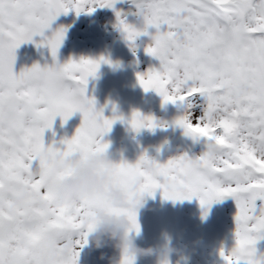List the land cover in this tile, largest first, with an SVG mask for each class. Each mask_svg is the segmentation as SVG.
I'll return each mask as SVG.
<instances>
[{"label": "snow or ice", "instance_id": "obj_1", "mask_svg": "<svg viewBox=\"0 0 264 264\" xmlns=\"http://www.w3.org/2000/svg\"><path fill=\"white\" fill-rule=\"evenodd\" d=\"M128 2L132 7L125 11L116 8L118 0H0V264H78V249L88 244L93 227L91 212L105 203L94 195L75 206H56L52 169L74 153L106 150V134L125 119L115 106L113 115L105 116L88 94L89 79L111 61L101 56L61 62L67 28L46 35L61 13L79 15L97 7L114 10L115 26L134 53L137 40L150 37L145 52L159 63L137 73L139 84L159 94L164 105H175L174 124L203 142L199 154L185 152L163 163L146 150L135 162L121 159L115 179L130 201L157 190L173 201L197 197L201 206L233 198L234 243L220 249L224 264H264L257 248L264 240V0ZM36 36L42 39L37 42ZM27 42L46 46L52 63L17 72V49ZM76 112L82 122L75 134L58 146L46 144L45 132L56 118L67 123ZM128 123L137 133L166 126L139 111ZM23 187L39 198L14 208L11 200ZM127 215L139 232L135 211ZM73 232L79 243L71 251L48 246L50 239ZM135 261L125 255L121 264Z\"/></svg>", "mask_w": 264, "mask_h": 264}, {"label": "rangeland", "instance_id": "obj_2", "mask_svg": "<svg viewBox=\"0 0 264 264\" xmlns=\"http://www.w3.org/2000/svg\"><path fill=\"white\" fill-rule=\"evenodd\" d=\"M130 7L128 0H118L116 4L117 9L127 11ZM134 19V18H132ZM116 16L115 12L111 8H99L97 7L94 12L88 13L87 11L81 12L79 15L74 10L69 11L67 14L61 13L57 17V25L52 24V28L46 31V35H51V32L60 26L67 28L65 39L59 49V57L61 62H65L69 59L79 60L81 57L99 59L101 56L109 59L111 63H101L98 72L95 77L89 79V84L98 87L102 83L104 94L112 97V100H117L116 95L112 92L115 89V93L119 91V85L129 82L130 79H136L137 73L146 72L151 66H158V61L145 52L146 46L151 42L149 36H141L137 40V51L134 53L129 47V42L125 39L124 35L119 29L116 28ZM153 32L154 29H149ZM34 39L39 42L42 37L36 36ZM40 63L42 66L45 63L51 64L52 57L50 50L46 46L37 47L32 42L24 43L17 49V59L15 63V70L19 72L24 67H31L34 63ZM102 70V71H101ZM102 76V77H99ZM107 79H105V78ZM99 78H102L101 80ZM88 84V85H89ZM146 92L141 85L137 86L132 93L134 94L135 101H141ZM90 95V94H89ZM106 95L97 96L90 95L96 100V107L99 109L106 105L104 99ZM143 114L149 115L150 109L143 107ZM118 114V111H116ZM80 112H76L70 117L72 129H77L81 122ZM119 115V114H118ZM161 122V119H157ZM55 133V135L53 134ZM71 138L72 131L69 122L63 123L62 118L59 116L56 118L52 129L45 132V143L52 144L56 142L57 146L62 138ZM157 140H165L168 143H174L175 141L167 138V136H157ZM189 154H193L197 149L195 143L192 147L188 143ZM197 154V153H195ZM187 233L193 236V240L196 242L197 250L192 249L189 244V238L182 237L179 240L181 244L177 247L182 249V253L187 259L182 260L181 264H224V261H217L213 256L212 243L213 235L217 233L219 249L222 247L230 248L234 243V227L231 232H223L221 225L225 224L231 219L229 223L234 224V216L228 217L226 208L231 206L235 209L236 204L234 199L221 200L213 202L210 206H201L197 197H193L191 200L187 199ZM262 203V202H258ZM217 210L223 212L224 216H218ZM212 214V216H211ZM235 215V213H234ZM216 224V225H215ZM234 226V225H233ZM220 228V229H219ZM191 240V239H190ZM186 242V243H185ZM191 242V241H190ZM189 244V245H188ZM153 246L149 242L148 246ZM259 251L264 252V240H261L257 244ZM80 251L78 264H88L87 247L86 245ZM110 260L117 255L114 248L109 249ZM113 253V254H112ZM180 257L175 256V261ZM145 264H155V257H146ZM174 261V264H175Z\"/></svg>", "mask_w": 264, "mask_h": 264}, {"label": "clouds", "instance_id": "obj_3", "mask_svg": "<svg viewBox=\"0 0 264 264\" xmlns=\"http://www.w3.org/2000/svg\"><path fill=\"white\" fill-rule=\"evenodd\" d=\"M106 150L74 153L67 158H61L52 169V176L56 179L53 192V203L58 207L75 206L85 198L99 195L105 203L97 205L91 212L90 223L92 230L88 236V243L100 249L112 247L117 255L110 260V264H121L125 255L139 257H155V264H174L173 255L180 257L175 264H181L187 259L182 249L172 243V237L164 234V242L155 246L140 247L137 237L142 228L139 223V213L147 205L146 195L138 194L134 201H130L128 192L114 177V167L117 161L109 152L110 141ZM122 153V150H121ZM123 159V158H122ZM141 182L136 181L137 187ZM39 198V193L28 187L19 188L11 200L14 208L23 207ZM135 211L140 225L139 232L132 228L127 210ZM79 243L76 233H69L59 240L50 239L47 244L54 251L67 253ZM104 258L103 255L101 257Z\"/></svg>", "mask_w": 264, "mask_h": 264}, {"label": "flooded vegetation", "instance_id": "obj_4", "mask_svg": "<svg viewBox=\"0 0 264 264\" xmlns=\"http://www.w3.org/2000/svg\"><path fill=\"white\" fill-rule=\"evenodd\" d=\"M102 86L101 82L98 87L89 84L88 94L97 96L106 95L103 92ZM115 89H112V92L116 95L117 100L115 99V101H113L112 97L107 96V94L106 99H104L106 105L103 104L100 108L104 109L105 116L111 117L113 115L112 109L115 106L118 114L125 117L123 121L116 120L110 132L105 136V140L111 142L109 152L117 162L122 158L130 162H135L139 155L146 150L150 156L157 158L163 163L173 156L183 154L192 149L188 147V143L193 147L194 142L182 141L177 134H175L171 119L167 118L165 115L163 116L162 114L156 113L155 110L149 113V115L155 116L156 119H161V123L166 125L163 127L164 130L162 132L157 131L159 127L155 130L147 128L141 129L138 133L132 130L128 123V118L134 111H139L143 114V106L140 105L139 100L135 101L134 94L129 90V84L119 85L120 90L116 93ZM149 103V100H147V104ZM80 116L82 119V114H80ZM68 122L71 126L73 136L76 130L72 129L70 119ZM158 135L163 137L167 136V138L175 142L172 144L165 140L159 141L157 140ZM135 144L139 146L137 151L134 147ZM146 200V207L141 209L139 213V223L142 228L140 234L145 241V247H148L149 242L152 243L153 246L162 244L164 242L165 233L172 237V243L175 246L181 244L179 237L180 239L182 237H188L186 219L187 199L176 201L164 199L162 192L157 190L154 196L146 195ZM86 247L88 251V264H108L110 246L97 249L93 244L88 243ZM102 255L104 256L103 259L101 258ZM175 256L176 255H173L172 257L173 262L175 261Z\"/></svg>", "mask_w": 264, "mask_h": 264}, {"label": "water", "instance_id": "obj_5", "mask_svg": "<svg viewBox=\"0 0 264 264\" xmlns=\"http://www.w3.org/2000/svg\"><path fill=\"white\" fill-rule=\"evenodd\" d=\"M175 115H176V114H175ZM181 130H182V128L179 127V131H181ZM138 245H139L140 247H144L143 242H142L141 239L139 240ZM103 257H104V256H103ZM136 262H137L138 264H143V262H144V257H139V258H137V259H136Z\"/></svg>", "mask_w": 264, "mask_h": 264}]
</instances>
